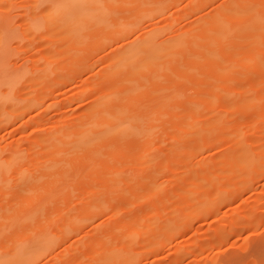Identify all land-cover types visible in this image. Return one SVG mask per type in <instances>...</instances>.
<instances>
[{"label":"rangeland","instance_id":"374dc122","mask_svg":"<svg viewBox=\"0 0 264 264\" xmlns=\"http://www.w3.org/2000/svg\"><path fill=\"white\" fill-rule=\"evenodd\" d=\"M155 5L116 31V20ZM246 5L264 14V0L115 6L111 28L76 39L44 18L31 27L44 3L0 0L14 24L5 60L18 75L0 83V264H261L264 37L257 62L238 39L189 60L220 21L244 24ZM148 30L189 42L118 73L113 54ZM230 59L247 72L229 76ZM198 104L205 117L230 113L193 121ZM113 113L139 121H97Z\"/></svg>","mask_w":264,"mask_h":264},{"label":"bare ground","instance_id":"6f19581e","mask_svg":"<svg viewBox=\"0 0 264 264\" xmlns=\"http://www.w3.org/2000/svg\"><path fill=\"white\" fill-rule=\"evenodd\" d=\"M37 2L44 3L46 5V9L43 17L39 15L35 19V21L31 23V27L40 28L42 26L44 18L47 24L55 30L59 31V33H64L66 35H70L73 38H76L84 28H111L113 19V7H128L131 4H135V6L144 8L146 0H37ZM242 3L243 2L239 1L233 3V5L230 7V10H228L229 13H239L241 11V7L244 6V4ZM246 6V16L248 18H246L247 20L246 22L244 21V24L242 23L243 25L239 23L241 24V26H238L237 24L238 27H236L233 26L234 24L232 23L225 24L222 23L223 21H220V23L215 27V31L209 38H207L206 40H196V45H200V50L191 53V55L189 56V60H198L201 57L208 55V53L210 52L208 49L221 47L231 39L247 41L248 47L251 49L250 55L247 56L248 62H254V60H256L257 62L258 60H261V56L259 57V52L256 50H258V48L260 50L259 46H261V38L264 37V14H262L263 12H256V6V9L250 5ZM157 7L158 6L155 5L149 8L145 13L139 14L132 18H123L116 20V31H124L134 28L138 24L139 19L142 18V16L150 14ZM12 20L13 18L10 15H5L3 17L0 15V58H2V65L0 66V83L8 82L11 85L15 86L18 75L17 73L11 72L7 68L8 64L5 60V58L8 57L10 39H12L14 36V32L12 29L14 24L12 23ZM186 36L187 35L185 34H180L178 36L165 37L163 36V32L161 30H148L144 32L141 38H137L136 40L123 45L124 47L122 46V49H119L118 52L116 51L117 53H114L112 57V60L114 62L113 65L116 69L118 68L116 70L118 73H124L128 70L133 71L136 68L138 69L140 67H143L146 64L155 63L160 57H168L170 55L172 56L175 51L185 47L186 43L189 42ZM244 57L246 58V56H243V58ZM232 60L230 59L227 63L222 65V68L229 72V76H234L236 73L240 74L243 73V71L245 72L246 70H248L247 68L246 70H240V72L236 64L237 59H235L236 61ZM238 64H240V62ZM241 65L244 66L246 64ZM166 67L167 66L165 65V68ZM251 96L252 95H250V98L246 100L250 101ZM4 98L5 96L3 94H0V102H2ZM249 101L246 102L250 103ZM191 107L195 116V119L193 121H225V119L227 118V113H230L227 111H222L223 113L220 112L219 114L217 113V115L212 114L214 116L211 117L206 115V118L205 115L202 114L203 107L201 105L198 104ZM230 111L232 112V110ZM233 113L234 112H232L230 115H233ZM177 114L180 115L179 113ZM159 119L163 120V117H161L160 115L149 114L145 118V121H157ZM97 121L139 120L124 119L123 117H121L120 113H113L111 115H106ZM120 124L121 123L117 122L114 123L113 126H121ZM165 231L169 232L167 229H165Z\"/></svg>","mask_w":264,"mask_h":264},{"label":"snow or ice","instance_id":"6c2138e0","mask_svg":"<svg viewBox=\"0 0 264 264\" xmlns=\"http://www.w3.org/2000/svg\"><path fill=\"white\" fill-rule=\"evenodd\" d=\"M235 264H250V262L247 261V259H244V260L236 261ZM261 264H264V259L261 260Z\"/></svg>","mask_w":264,"mask_h":264}]
</instances>
